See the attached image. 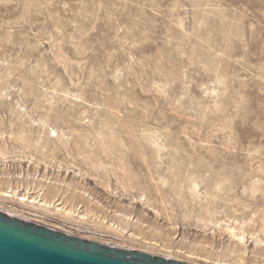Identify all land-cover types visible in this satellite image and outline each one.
Returning a JSON list of instances; mask_svg holds the SVG:
<instances>
[{
	"label": "rangeland",
	"instance_id": "obj_1",
	"mask_svg": "<svg viewBox=\"0 0 264 264\" xmlns=\"http://www.w3.org/2000/svg\"><path fill=\"white\" fill-rule=\"evenodd\" d=\"M42 186L72 219L3 196ZM0 210L192 264L233 225L264 264V0H0Z\"/></svg>",
	"mask_w": 264,
	"mask_h": 264
},
{
	"label": "water",
	"instance_id": "obj_2",
	"mask_svg": "<svg viewBox=\"0 0 264 264\" xmlns=\"http://www.w3.org/2000/svg\"><path fill=\"white\" fill-rule=\"evenodd\" d=\"M0 264H192L63 232L0 210Z\"/></svg>",
	"mask_w": 264,
	"mask_h": 264
},
{
	"label": "bare ground",
	"instance_id": "obj_3",
	"mask_svg": "<svg viewBox=\"0 0 264 264\" xmlns=\"http://www.w3.org/2000/svg\"><path fill=\"white\" fill-rule=\"evenodd\" d=\"M54 132L56 131L54 130ZM56 136H58V134H56ZM64 191L65 190L62 188L52 187V189H50L48 193L45 194V190L43 191V186H42L41 189H38L35 192L36 194H33L34 192L30 193L28 191L25 193H18L16 188H14L11 189L9 192H3L6 193L3 196L7 198L15 197L19 204L26 206L28 209L33 211L30 212V214H33L35 216L44 217V214L49 213L51 212V209H54L56 213L62 215L63 217L67 219H72L73 213L77 210V206L75 203H71L72 201L64 199L62 195ZM36 212L42 214H38ZM82 212L80 213L78 212L81 219L87 213V211L84 210ZM11 215L19 216L16 213H11ZM225 231L228 232L229 237L231 238V242L225 247L224 250L226 253L225 256L231 258V260L228 259L227 261L224 262V259L217 258L214 261H217L218 264H243L242 260L247 252V246H246L247 241L244 231L237 230L236 227L233 225H226ZM130 235L133 236L134 234L131 233ZM251 238H253L255 245L261 246L264 244L263 240L254 237L253 235H251ZM130 249H134V248H130ZM134 250H138V249H134ZM139 251L149 253L146 249ZM167 258H171V257H167Z\"/></svg>",
	"mask_w": 264,
	"mask_h": 264
},
{
	"label": "built area",
	"instance_id": "obj_4",
	"mask_svg": "<svg viewBox=\"0 0 264 264\" xmlns=\"http://www.w3.org/2000/svg\"><path fill=\"white\" fill-rule=\"evenodd\" d=\"M33 222H35V221H33ZM38 223V222H37ZM68 233V232H67ZM70 234V233H69Z\"/></svg>",
	"mask_w": 264,
	"mask_h": 264
}]
</instances>
